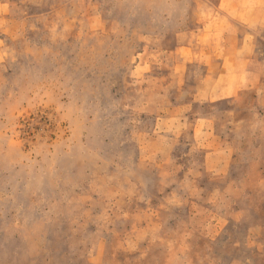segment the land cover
Returning a JSON list of instances; mask_svg holds the SVG:
<instances>
[{
  "label": "rangeland",
  "instance_id": "1",
  "mask_svg": "<svg viewBox=\"0 0 264 264\" xmlns=\"http://www.w3.org/2000/svg\"><path fill=\"white\" fill-rule=\"evenodd\" d=\"M205 2L0 0V264H264V154L208 170L194 67L145 38ZM231 107L220 134L264 133Z\"/></svg>",
  "mask_w": 264,
  "mask_h": 264
},
{
  "label": "crops",
  "instance_id": "2",
  "mask_svg": "<svg viewBox=\"0 0 264 264\" xmlns=\"http://www.w3.org/2000/svg\"><path fill=\"white\" fill-rule=\"evenodd\" d=\"M207 1L202 3L193 22L186 15L169 16L160 33L162 36L147 34L145 38L175 41L172 48L162 51L163 63L170 69L188 74L190 66L194 67V93L184 104V113L193 121L194 139L205 135L211 138L205 150V167L226 174L231 167L230 159L248 153L251 156L246 162L262 159L264 133H259V137L239 135L233 127H228V132L222 135L218 132L217 112H204V108L230 103L231 108L218 112L233 115L236 126L245 125L250 115L264 116L260 112L264 110L263 60L258 55L257 43V34L263 25L259 9L264 8V2ZM178 5L186 8L188 4L180 1ZM235 115L242 116L235 118Z\"/></svg>",
  "mask_w": 264,
  "mask_h": 264
}]
</instances>
